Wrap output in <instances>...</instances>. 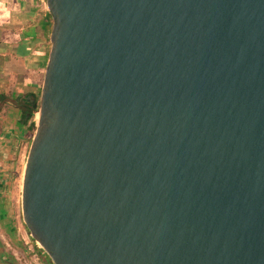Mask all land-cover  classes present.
<instances>
[{"label":"water","instance_id":"obj_1","mask_svg":"<svg viewBox=\"0 0 264 264\" xmlns=\"http://www.w3.org/2000/svg\"><path fill=\"white\" fill-rule=\"evenodd\" d=\"M22 216L52 264H264V0H46Z\"/></svg>","mask_w":264,"mask_h":264},{"label":"crops","instance_id":"obj_2","mask_svg":"<svg viewBox=\"0 0 264 264\" xmlns=\"http://www.w3.org/2000/svg\"><path fill=\"white\" fill-rule=\"evenodd\" d=\"M51 32L46 0H0V264H23L27 248H39L13 186L23 180L35 133ZM38 250L36 264L44 252Z\"/></svg>","mask_w":264,"mask_h":264},{"label":"rangeland","instance_id":"obj_3","mask_svg":"<svg viewBox=\"0 0 264 264\" xmlns=\"http://www.w3.org/2000/svg\"><path fill=\"white\" fill-rule=\"evenodd\" d=\"M22 186H23V180L22 181H15V185L13 186V187H15L14 189H17L18 203H17L16 209H18L20 211H22V209H21V206H22ZM33 241H34V239H33ZM38 249L39 248H36L35 246H33L31 249L27 248V250H26L27 252L25 253V255L23 257H21V262H23V264H36V260L33 259V255L39 251ZM46 259H49V257L46 256ZM38 264H45V262L38 261Z\"/></svg>","mask_w":264,"mask_h":264},{"label":"flooded vegetation","instance_id":"obj_4","mask_svg":"<svg viewBox=\"0 0 264 264\" xmlns=\"http://www.w3.org/2000/svg\"><path fill=\"white\" fill-rule=\"evenodd\" d=\"M46 256H47L46 253L45 252H42V254H41V261L45 262V264H52L49 259H46Z\"/></svg>","mask_w":264,"mask_h":264}]
</instances>
